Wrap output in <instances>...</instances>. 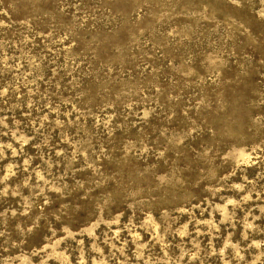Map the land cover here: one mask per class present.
Returning a JSON list of instances; mask_svg holds the SVG:
<instances>
[{
	"label": "rangeland",
	"instance_id": "obj_1",
	"mask_svg": "<svg viewBox=\"0 0 264 264\" xmlns=\"http://www.w3.org/2000/svg\"><path fill=\"white\" fill-rule=\"evenodd\" d=\"M0 264H264V0H0Z\"/></svg>",
	"mask_w": 264,
	"mask_h": 264
}]
</instances>
